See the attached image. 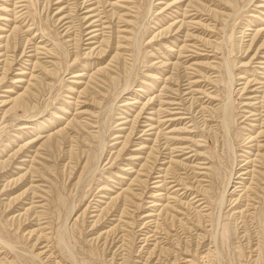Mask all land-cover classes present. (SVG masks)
Instances as JSON below:
<instances>
[{
	"label": "rangeland",
	"instance_id": "374dc122",
	"mask_svg": "<svg viewBox=\"0 0 264 264\" xmlns=\"http://www.w3.org/2000/svg\"><path fill=\"white\" fill-rule=\"evenodd\" d=\"M0 264H264V0H0Z\"/></svg>",
	"mask_w": 264,
	"mask_h": 264
}]
</instances>
